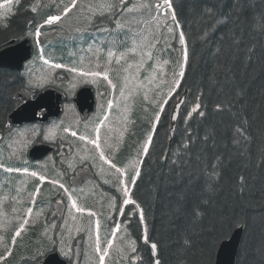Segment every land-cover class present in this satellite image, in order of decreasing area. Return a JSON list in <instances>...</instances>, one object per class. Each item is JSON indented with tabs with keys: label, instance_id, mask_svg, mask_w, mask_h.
<instances>
[{
	"label": "trees",
	"instance_id": "trees-1",
	"mask_svg": "<svg viewBox=\"0 0 264 264\" xmlns=\"http://www.w3.org/2000/svg\"><path fill=\"white\" fill-rule=\"evenodd\" d=\"M172 3L186 34L189 52L186 75L176 91L179 97L185 93L188 102L179 112L171 142L168 125L176 97L163 106L158 122L155 113L159 109L155 105L146 102L137 105L133 126L138 140L145 141L148 135L153 138L133 196L144 210L149 243H144L145 232L137 214L130 226L136 252H129L125 258L118 254L111 262L106 257V263L155 264L158 259L160 264H215L217 246L240 226L243 232L235 264H264V0H172ZM26 7L27 3L22 2L6 26L0 25V49L11 40L31 38L28 32L33 34L43 21ZM207 8L213 9L214 14L206 12ZM100 19L96 17L98 22ZM217 20L220 23L215 31H210L207 40L202 41L200 37ZM56 28L62 27L55 25L42 30L48 33ZM178 34L179 30L177 37ZM234 34L241 41L238 51L233 45ZM47 40L41 38L42 43ZM120 41V50L125 44L131 46L124 34ZM172 43L176 49L180 48L178 38ZM162 47L161 43L150 50L153 59L146 60L140 80L159 69L152 76L154 84L161 78L167 86L171 84L179 52L169 49L168 55L159 51ZM55 60L66 62L67 58ZM165 60L169 63L165 64ZM229 66L235 80L226 82L225 69ZM24 85L23 74L0 69V130L5 128V119L16 106L14 94ZM237 87L244 90L238 103ZM197 102L204 115L194 113L187 119V112ZM217 105L224 107L218 109ZM238 127L241 132H237ZM214 172L216 175H212ZM20 239L19 247L6 263L40 264L37 253L42 257L48 246L34 249L27 242L30 239L25 236ZM151 243L157 244L156 257L152 256ZM132 255L137 256L135 262Z\"/></svg>",
	"mask_w": 264,
	"mask_h": 264
},
{
	"label": "snow or ice",
	"instance_id": "snow-or-ice-1",
	"mask_svg": "<svg viewBox=\"0 0 264 264\" xmlns=\"http://www.w3.org/2000/svg\"><path fill=\"white\" fill-rule=\"evenodd\" d=\"M12 0H9V3H11ZM55 2V0H53ZM16 3H19V0H16ZM129 3L131 6H129ZM99 9V11H97ZM36 9L33 8V11ZM74 10H79L80 14L84 18V25L83 27L77 28L76 32L80 33L81 36L84 32H90L95 33L94 39L96 41H99L98 44L89 45V48L85 51H94V54L97 56V63H100V57L104 56V66L106 69H110V66L112 64L113 59H115L117 64H120L121 60L128 61L129 54H131L133 57L138 56V59L133 58L131 62L127 63V67L123 68L124 72H129L130 70L135 67L137 69V73L140 69L143 68V65L146 63V57L147 59H153V53L151 51H145L140 52L139 49L148 47L149 49L156 48L157 45L163 44V47L159 49L160 52L167 53L168 55H171L172 51H178L179 55L175 60V69L172 71V77H171V84L168 86L167 92H157L155 96H148L147 94L144 95V100L146 102L155 103L156 108L159 109L155 113V121L160 120V113L164 111V105H167L171 99L174 97H179L180 93L176 91L180 84L181 78L185 77L186 75V67L188 66L189 62V52L186 44V34L183 31V26L181 25L176 13L175 9L173 7L172 0H102V2L97 3L95 6L93 5V0H68L67 3H64L62 7H59L60 14L58 15H50L48 16L43 24L39 25L35 31V37H36V44L38 47H40V41L39 37L41 36L40 29L44 27V25H53L54 23L61 21L62 18L67 17L69 13L73 12ZM206 12L212 13L213 9L207 8L205 9ZM138 14L139 18L136 16H131L129 14ZM147 14L149 17L148 19H144V15ZM99 16L101 19L99 22L96 20V17ZM2 19V17H0ZM143 24L144 26H148V34H144V29L136 30L132 27V24ZM220 21L217 20L210 29H206L204 34L200 37L202 41H206L209 37L210 31H215L216 24H219ZM114 25V27H113ZM6 26V25H5ZM125 29H127V32L132 33L131 39V46L129 47L127 44H125L124 49L120 50L119 45L122 43L119 40V36L121 34H124L127 37V32H125ZM177 30H179V34L177 37ZM115 34V35H114ZM31 35V33H29ZM111 37V39H109ZM136 37H139V41H137ZM149 37H151V40H149ZM74 39L76 37H73ZM178 38V42L180 45L179 49H176V46L172 41L174 39ZM105 43L109 45L107 49L104 48ZM240 39L235 37V34L233 35V45L235 49L238 51L240 46ZM249 56L248 59H251L252 49H248ZM157 64L159 62L158 55L156 57ZM45 64L48 63L47 60L44 61ZM165 64H168L169 61L165 60ZM53 67L55 68H61L63 67L60 63L53 64ZM69 71H77L76 68H70ZM80 75H93V76H100L104 80L109 82V86H111L113 89L117 87V85L112 81L108 74V70L104 72H91V73H85L83 71L80 72ZM225 76H226V82L230 80H235V73L232 72L231 66L227 67L225 69ZM136 79H139L138 74L135 75ZM167 79V77H164ZM129 82V77H125V83L121 87V95H124V88L127 87ZM44 83L46 81L44 80H35L30 79L29 84L33 88H41L44 86ZM221 91H223V88H221ZM244 94V90L242 88L237 87L235 89V102H239L240 98H242ZM35 95L34 93L32 94ZM158 97V98H157ZM231 98V97H230ZM200 97H197V101H199ZM188 101L184 99H180L177 101L176 107L179 108L182 104L187 103ZM36 104H39V98L36 99ZM109 108L112 106V102H108ZM224 107L223 105H217V108L220 109ZM227 107H232V105H227ZM201 108L200 103H195V105L191 108L189 112H187V119H191L194 113H198V115L203 116L204 112L199 111ZM179 116L178 112L174 111V114L172 115V119L176 120ZM101 124H103V121H101ZM11 131V130H10ZM67 131V129H66ZM97 133L99 132V129H96ZM237 132H241V129L238 127ZM73 136H76V132L71 133ZM243 134V133H242ZM48 137L46 136L45 139ZM82 140L85 139V137H80ZM152 136L148 135L143 142L140 151L138 152L137 157V163H142V161L139 160V155L142 153L144 156H147L149 154V149L152 145ZM245 139L247 137L245 136ZM190 142V141H189ZM90 143L95 144L96 147L99 149L100 145L97 143L96 139H93L90 141ZM184 147H188V143L184 144ZM100 159L104 160L105 163H109V160L105 158L103 152H101ZM176 161H173L175 163ZM111 167L115 168V172L117 173L116 179L114 181V186L116 187L117 191H122V200L119 203H113L112 208L117 211L122 217L123 220H121L119 223L115 222L114 217H110L113 219L115 223V228L113 229L112 235H115L116 232H118L121 228V225L125 226V229L127 226L131 225L135 222L137 214L139 215V224L144 227V243H149V237L147 235V221L144 214V210L141 207V205L132 197V194L129 191V183L132 185L136 184L137 178L140 176V169L136 167V164L134 163L132 165L133 174L131 176L128 175V169H121L120 167H117L115 163L111 164ZM215 167V166H214ZM6 171H12V169H6ZM26 171V170H25ZM33 176L36 175L35 172L32 173ZM212 175H216V173H212ZM125 178H121V177ZM55 183V182H53ZM61 188H64L63 184H60ZM67 191V189H65ZM39 190H37V193ZM32 199L35 200V194L32 195ZM68 200L70 202V211L69 214H71V209H75L77 212L84 211L83 208H80L77 205L76 200L73 199L71 195L68 196ZM57 203H60V201H57ZM27 213H32V208L27 209ZM199 211H195V215H199ZM95 213L89 212V216H93ZM24 223H27V220L25 219ZM51 227H55V225H51ZM64 226H61L63 229ZM100 222H96V233H95V239H94V251L96 255L99 257L98 264H106V257L109 256L110 252L109 250L113 247V241L112 239H104L102 240L100 236ZM7 229H5L6 231ZM24 230V225H19L15 231L14 234L11 236V241L14 244L16 242V238L21 236V233ZM82 231V229L77 230ZM70 238H75L70 236ZM60 239L63 241V231L61 232ZM3 242V237H0V243ZM89 242H92V235L89 233ZM185 243L187 244L188 241L186 240ZM132 252H136V246L135 241H132V243L129 245ZM5 254L11 255V249L8 247H5ZM151 251L152 256L156 257L157 255V244L151 243ZM5 256L0 255V259H4ZM155 264H160L159 260L157 259L155 261Z\"/></svg>",
	"mask_w": 264,
	"mask_h": 264
},
{
	"label": "rangeland",
	"instance_id": "rangeland-1",
	"mask_svg": "<svg viewBox=\"0 0 264 264\" xmlns=\"http://www.w3.org/2000/svg\"><path fill=\"white\" fill-rule=\"evenodd\" d=\"M27 3V9L33 11V8L36 10L35 16L39 19L48 16L50 14H60L59 7H62L64 3H67L68 0H19V3H16V0H12L11 3H9V0H0V25L5 26L7 19L12 15L14 11H16V7L19 6L21 3ZM102 2V0H93V5L95 6L97 3ZM99 11V9H97ZM131 16H136L139 18L138 14H129ZM148 16H145V20L148 19ZM79 21L84 25V18L80 14L79 10H74L73 12L69 13L67 17L62 18L61 21H59L58 26L62 28H58L55 31L51 32H41L42 36L48 35L52 36L55 33H57L59 36L62 35V30L65 29H77L79 28ZM132 27L136 30L144 29V34H148V26H144L143 24H136L133 23ZM65 37L64 38H57L54 40H48L49 43L43 42L41 45L43 51H44V57H47L48 61H56V59L61 58L65 56L67 58L65 62L66 67L61 68H51L54 70L49 69L47 70V64L44 63L45 59H40V62L37 60H32L28 64L25 65V72L24 70L22 73L26 77L27 85L30 86L29 80L35 79V80H44L46 83L45 85H49L50 83L55 84H67L68 89L76 88L80 84L91 82L93 83L97 89H100V92L102 93L100 95V98L106 96L105 87L109 88V94L107 95L106 100H102L100 103H103V106L99 113V125L95 129H99V132L97 133L98 137L103 136V132L108 130L109 127H113L115 121L118 118H121L122 121L120 124V129L124 130L125 126L127 125L126 119H124V115L128 116L129 110L134 106L138 105L140 102L145 103L144 95L147 94L148 96L152 97L155 96L156 93L167 92L168 86L165 84L163 78L156 84H154V78L152 77L156 71L159 69L153 70L151 73H149L148 77L145 79H136L135 75L138 74L140 76V72L142 69L139 70L137 73V69L133 67L129 72H124L123 68L127 67V63L131 62L133 58L138 59L139 57H133L131 54H129L128 61L121 60L120 64H117L115 59H113L112 64L110 66V69H106L104 66V56L100 57V63H97V56L94 54V51H85L89 48V45L98 44L99 41H96L94 39L95 33H86L84 32L81 36L80 33L76 31H65ZM129 39L132 37V33L129 32L128 34ZM73 37H76L75 39ZM111 39V38H110ZM137 41H139V37H136ZM149 40H151V37H149ZM130 45H131V39ZM109 47V46H108ZM105 48V45H104ZM148 47L139 49L140 52L150 51ZM49 51V52H47ZM47 52V53H45ZM147 60V57L145 58ZM57 62V61H56ZM43 63V64H42ZM45 69H44V68ZM70 68H76L77 71H69ZM92 68H98L94 70L93 72H104L108 70V74L112 81L117 85L115 89H113L111 86H109V82L104 80L100 76H93V75H80V72L88 71V73H91ZM60 70L59 72H56V70ZM101 69V70H100ZM100 70V71H99ZM64 71V72H63ZM56 74V76H55ZM129 77V82L126 88H124V95H121V87L125 83V77ZM58 77H61L62 79H58ZM85 77V78H84ZM164 85L165 88L160 89V87ZM43 86V87H44ZM42 88V87H41ZM29 89L35 90L33 87H29ZM40 89V88H38ZM38 91V90H37ZM158 98V97H157ZM177 99V97H176ZM174 99V100H176ZM112 102L111 108L108 106V102ZM99 103V104H100ZM153 106L155 105L154 102L149 103ZM101 106V104H100ZM152 106V107H153ZM124 110V111H123ZM101 121H103V124H101ZM28 130V131H27ZM33 126L29 125L24 127L23 133L25 135L24 131H27L29 133V136H32ZM31 138H27V141L24 139V144L27 145ZM26 194V193H25ZM41 200L35 198V200L32 199V195L29 194L27 198L24 199L22 203H19L17 207H14L12 211L9 212V215H5L0 210V237H3V242L0 243V250H4L5 247H8L9 243V234L13 233L15 229L23 224L24 225V231L25 232H31L32 228L34 226H38L39 223V216L42 212V205ZM32 208V213H27V209ZM98 213L95 211V215L93 217L98 218ZM73 215V212H72ZM71 215V216H72ZM27 220V223L25 224L24 221ZM99 221L94 219L93 223V231L91 229L85 230L82 234L81 231H77L78 229H82L80 225L74 224L73 226H69L67 229L64 230V239L67 241L65 245H59L58 246V253H60L62 256L69 255V251L71 249V242L70 236L74 237L77 235H82L84 237V245H83V258H82V264H98L99 257L96 255L94 251V239H95V233H96V222ZM5 229H7L5 231ZM83 231V230H82ZM71 232V234H70ZM89 233L92 235V242H89ZM106 232H100V236L102 240L105 239L107 236ZM127 237V238H126ZM21 237H18V241ZM113 247L111 248L110 254L108 256V262L115 261L118 254L119 256H122L121 258H124L127 256V254L131 251V248L129 245L132 243V240L128 238V234L126 236V232H120L119 235L114 238ZM17 242V241H16ZM15 242V245H16ZM18 243V242H17ZM19 244V243H18ZM17 244V245H18ZM14 244L12 243L11 246ZM38 242L34 244V249L37 248ZM70 245V246H69ZM36 254V253H35ZM108 264V263H106Z\"/></svg>",
	"mask_w": 264,
	"mask_h": 264
},
{
	"label": "flooded vegetation",
	"instance_id": "flooded-vegetation-1",
	"mask_svg": "<svg viewBox=\"0 0 264 264\" xmlns=\"http://www.w3.org/2000/svg\"><path fill=\"white\" fill-rule=\"evenodd\" d=\"M85 86L87 85L85 84ZM91 90L95 101L91 112H84L80 115L74 105L76 93L72 92L71 96L64 93L65 98L63 104L60 105L61 113L57 119H48L45 123H34L38 126V130H35V142L39 140V142L41 141L50 148L49 152L41 154L38 159L30 164L35 166L36 176L39 177L36 183L44 196L48 222L55 225V227L50 228L51 230H57L58 224L62 223L58 222L57 214L52 216L54 206L57 208L62 207L63 220L67 218L70 210L69 195L76 200L77 204L83 199L82 203L90 205L89 208L95 210L98 216L110 214L113 217L117 211L112 208V204L119 203L122 200V191H117L114 186L117 173L115 168L111 167V164L115 163L121 169H128V175L131 176L133 174L132 165L137 163L138 152L144 142L143 139L138 140L136 127L133 126L135 123V115L133 114L129 125L124 130H118L115 127H113L114 129L109 128L103 132L101 138L98 137L93 129L97 121V114L100 111L97 104L98 94L93 88ZM77 113L80 115L79 117L84 119L83 128H71L72 126L68 125L67 118ZM48 127H52V129L46 131L45 128ZM19 128H10V132H15ZM72 132H76L77 135L73 136ZM46 136L47 139H45ZM80 137H85V139L82 140ZM16 138H19V136L13 137L7 133L1 134L0 164H10L18 167L24 162L29 163L26 160L29 148L19 149L18 146L14 145ZM93 139L97 140L100 145L99 149L95 144L90 143ZM101 152L109 160V163H105L104 160L100 159ZM48 167H50L51 173L47 170ZM79 170H89L90 174L83 177L78 184H75L73 178ZM121 178L125 177L122 176ZM139 179L141 178L138 177L137 181ZM60 184H63L64 188H61ZM135 185L131 183L128 185L132 197L134 196ZM10 191L9 188L0 184V199L12 202V191ZM57 201H60V203H57ZM108 221L111 222L112 220Z\"/></svg>",
	"mask_w": 264,
	"mask_h": 264
},
{
	"label": "water",
	"instance_id": "water-1",
	"mask_svg": "<svg viewBox=\"0 0 264 264\" xmlns=\"http://www.w3.org/2000/svg\"><path fill=\"white\" fill-rule=\"evenodd\" d=\"M11 42L10 44H12ZM28 43L27 40H24L20 43H17L15 45H9L8 47L4 48L0 51V68H6L9 70H16L19 71V69L22 68L23 63L30 57V47L26 45ZM88 89H81L77 92L76 97V105L79 106V109L82 110L87 105L88 100ZM30 92H21L20 94H17V97H20L21 100H24V103L18 106L17 109H15L8 117V121L10 124H18L22 122H30L35 120V114L38 110V108L46 107V108H55V111L52 113V115H56L58 111V105L61 102L62 94L58 91H54L51 89L43 90L37 98H39V104H36V99L31 101L30 100ZM184 99L185 100V94H183L178 100ZM173 104V107L171 109L170 113V127H169V141L172 140L173 134L175 132V128L177 124V120L172 119V115L175 112H180L183 104L177 108V101ZM180 114V113H179ZM179 117V116H178ZM43 146L40 143H37L31 150V153L35 156L37 155V149L41 150ZM79 178V177H78ZM242 229L238 228L227 239L226 241H223L220 245H218V250L215 258V264H235V257L237 254L238 245L241 240V233ZM81 241L77 240L73 247V260L69 264H78L80 259V253H81ZM42 264H66L65 261L61 260L57 253H53L48 255Z\"/></svg>",
	"mask_w": 264,
	"mask_h": 264
},
{
	"label": "bare ground",
	"instance_id": "bare-ground-1",
	"mask_svg": "<svg viewBox=\"0 0 264 264\" xmlns=\"http://www.w3.org/2000/svg\"><path fill=\"white\" fill-rule=\"evenodd\" d=\"M243 232V231H242Z\"/></svg>",
	"mask_w": 264,
	"mask_h": 264
}]
</instances>
